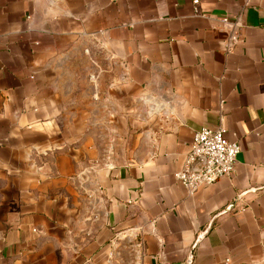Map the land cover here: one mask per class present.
I'll list each match as a JSON object with an SVG mask.
<instances>
[{
	"label": "crops",
	"instance_id": "obj_1",
	"mask_svg": "<svg viewBox=\"0 0 264 264\" xmlns=\"http://www.w3.org/2000/svg\"><path fill=\"white\" fill-rule=\"evenodd\" d=\"M86 39L143 102L122 143ZM202 127L241 151L190 194ZM0 264H264V0H0Z\"/></svg>",
	"mask_w": 264,
	"mask_h": 264
},
{
	"label": "rangeland",
	"instance_id": "obj_2",
	"mask_svg": "<svg viewBox=\"0 0 264 264\" xmlns=\"http://www.w3.org/2000/svg\"><path fill=\"white\" fill-rule=\"evenodd\" d=\"M82 46L84 47L82 52L73 54L71 61L78 78L87 77L88 91L103 98L105 116L102 125L105 131L100 135L104 142L107 140L111 143L112 140L115 142L118 139L122 143L123 140L128 139L130 126L143 117V102L138 99V91L124 80L122 64L117 71L115 62L111 64V58L91 39L84 40ZM116 78L117 85H115ZM117 94L118 102H115V99L111 101V96Z\"/></svg>",
	"mask_w": 264,
	"mask_h": 264
},
{
	"label": "built area",
	"instance_id": "obj_3",
	"mask_svg": "<svg viewBox=\"0 0 264 264\" xmlns=\"http://www.w3.org/2000/svg\"><path fill=\"white\" fill-rule=\"evenodd\" d=\"M194 3L197 6L199 0H194ZM220 21L226 23L228 18L222 17ZM237 41L238 36L231 35L230 42ZM230 42L227 45L229 49ZM226 132L222 127H202L195 132L186 159L175 172V178L190 194L235 172L241 146L238 141L228 139Z\"/></svg>",
	"mask_w": 264,
	"mask_h": 264
}]
</instances>
